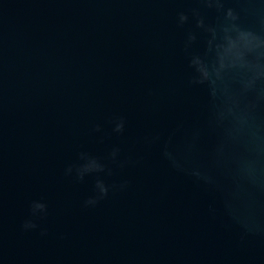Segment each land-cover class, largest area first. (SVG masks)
Wrapping results in <instances>:
<instances>
[{"label":"water","instance_id":"water-1","mask_svg":"<svg viewBox=\"0 0 264 264\" xmlns=\"http://www.w3.org/2000/svg\"><path fill=\"white\" fill-rule=\"evenodd\" d=\"M0 264H264V0H0Z\"/></svg>","mask_w":264,"mask_h":264},{"label":"clouds","instance_id":"clouds-1","mask_svg":"<svg viewBox=\"0 0 264 264\" xmlns=\"http://www.w3.org/2000/svg\"><path fill=\"white\" fill-rule=\"evenodd\" d=\"M122 127H123L122 123L117 124L116 130L119 131L122 129ZM98 187L100 188V196L98 198H102L104 195L107 194V189L105 187H103L102 185H98ZM96 203H97V199H90V200L86 201V206L87 205H95ZM33 207H34V209L35 208H41V209L44 208L43 205H34ZM24 227H25V229H31V228H34L35 225L32 224L31 222H27V223H25Z\"/></svg>","mask_w":264,"mask_h":264}]
</instances>
